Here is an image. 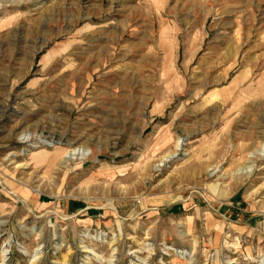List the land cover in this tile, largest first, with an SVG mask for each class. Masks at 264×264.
Segmentation results:
<instances>
[{
    "label": "rangeland",
    "instance_id": "rangeland-1",
    "mask_svg": "<svg viewBox=\"0 0 264 264\" xmlns=\"http://www.w3.org/2000/svg\"><path fill=\"white\" fill-rule=\"evenodd\" d=\"M0 264H264V0H0Z\"/></svg>",
    "mask_w": 264,
    "mask_h": 264
},
{
    "label": "bare ground",
    "instance_id": "bare-ground-1",
    "mask_svg": "<svg viewBox=\"0 0 264 264\" xmlns=\"http://www.w3.org/2000/svg\"><path fill=\"white\" fill-rule=\"evenodd\" d=\"M25 139L29 140V136L28 137H25ZM86 153V152H85ZM81 154L82 156L84 155V152L81 153V150H77V149H73L71 151H68L66 154H65V158H68L69 160H72L74 158L75 155H79ZM85 156V155H84ZM175 157V155H173Z\"/></svg>",
    "mask_w": 264,
    "mask_h": 264
},
{
    "label": "built area",
    "instance_id": "built-area-1",
    "mask_svg": "<svg viewBox=\"0 0 264 264\" xmlns=\"http://www.w3.org/2000/svg\"><path fill=\"white\" fill-rule=\"evenodd\" d=\"M168 252V251H167Z\"/></svg>",
    "mask_w": 264,
    "mask_h": 264
}]
</instances>
